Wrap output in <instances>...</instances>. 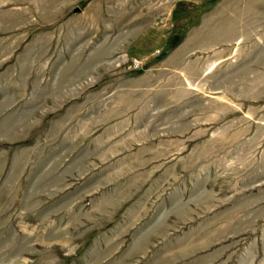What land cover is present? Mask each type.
<instances>
[{"label": "rangeland", "instance_id": "1", "mask_svg": "<svg viewBox=\"0 0 264 264\" xmlns=\"http://www.w3.org/2000/svg\"><path fill=\"white\" fill-rule=\"evenodd\" d=\"M0 264H264V0H0Z\"/></svg>", "mask_w": 264, "mask_h": 264}, {"label": "water", "instance_id": "2", "mask_svg": "<svg viewBox=\"0 0 264 264\" xmlns=\"http://www.w3.org/2000/svg\"><path fill=\"white\" fill-rule=\"evenodd\" d=\"M77 11H80V9L78 8Z\"/></svg>", "mask_w": 264, "mask_h": 264}]
</instances>
